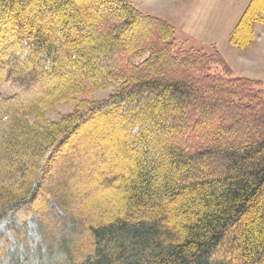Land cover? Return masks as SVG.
<instances>
[{"label": "trees", "instance_id": "obj_1", "mask_svg": "<svg viewBox=\"0 0 264 264\" xmlns=\"http://www.w3.org/2000/svg\"><path fill=\"white\" fill-rule=\"evenodd\" d=\"M263 23L250 0L231 44ZM176 31L132 0H0V264H264V82Z\"/></svg>", "mask_w": 264, "mask_h": 264}, {"label": "rangeland", "instance_id": "obj_2", "mask_svg": "<svg viewBox=\"0 0 264 264\" xmlns=\"http://www.w3.org/2000/svg\"><path fill=\"white\" fill-rule=\"evenodd\" d=\"M141 9L162 17L176 27L175 41L185 49L202 50L212 53L213 46L224 56L234 70L235 76L252 78L264 82V23L255 28V44L246 49L239 50L231 42V34L250 0H132ZM144 58V57H143ZM143 58H136L140 61ZM4 89L15 90L19 88L5 84ZM118 84L100 90L88 97L90 101L107 99L117 90ZM81 97H79L80 99ZM75 102L59 103L45 111L44 119L31 118V123L45 125L52 121H59L62 117L75 110ZM110 125V124H109ZM114 127V126H113ZM107 128L108 140H95L97 148L115 140V128ZM102 145V146H98ZM94 148V146H92ZM91 159H84L90 164ZM92 164V163H91Z\"/></svg>", "mask_w": 264, "mask_h": 264}]
</instances>
